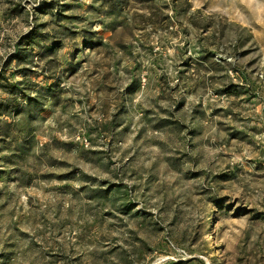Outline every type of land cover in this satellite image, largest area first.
<instances>
[{
    "label": "rangeland",
    "instance_id": "obj_1",
    "mask_svg": "<svg viewBox=\"0 0 264 264\" xmlns=\"http://www.w3.org/2000/svg\"><path fill=\"white\" fill-rule=\"evenodd\" d=\"M0 264H264V0H0Z\"/></svg>",
    "mask_w": 264,
    "mask_h": 264
}]
</instances>
